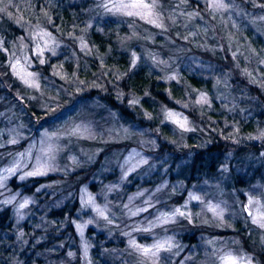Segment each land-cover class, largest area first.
<instances>
[{"label":"trees","instance_id":"16d2710c","mask_svg":"<svg viewBox=\"0 0 264 264\" xmlns=\"http://www.w3.org/2000/svg\"><path fill=\"white\" fill-rule=\"evenodd\" d=\"M32 1L35 3L36 16L43 19L52 31L61 52L51 60L46 54L43 63L32 55L33 70L41 83L49 82L64 91V94L58 97L52 92V97L43 99L39 95L31 99L27 96L29 91L20 83L18 86L13 68L18 65V60L13 57V52L18 47L20 51L26 49L30 54L33 51L28 33L24 29L20 30L19 25L20 22L33 25L35 16L27 18L23 8L13 7V17H9L1 3L4 0H1L0 101L4 99L9 102L8 107L5 105V112L0 115L1 140L4 138L3 126L9 123L17 135L23 134V140L12 146L15 150H21L22 145L31 139L27 136L29 132L38 134L42 125L48 122L54 126L64 114L73 115V122L85 117L93 120L92 124L98 122L108 135L111 132L107 130L106 123L109 122L110 128L117 133L97 145L92 139L85 140L82 150L85 149L93 158L67 176H30L21 181L19 175L15 174L10 179L9 185L13 192L21 190V194L33 200L26 208L31 215L19 224L16 222V207L4 205L0 196V264H55L60 257L69 256V250L72 249L75 252L73 258L68 257V261L80 264L78 236L74 224L67 220L77 216V212L82 209L78 198V177L83 178L81 182L88 183L90 180L88 187L92 193L99 189L105 190L111 184L114 186V182L122 181L116 166L109 171L106 169L107 172L100 175L99 181H92L91 178L98 175L99 168L108 157H113L112 164H115L123 152L130 148H140L150 155V160L148 165L133 172L120 189H110L109 202L113 204L116 201L118 206L129 194L140 189L151 191L159 184L165 185L164 198H169L164 201L165 204L181 203L188 193V187L219 180L226 168L228 177L235 179L237 184L247 181L248 186H252L255 182H264V149L255 147L248 150L250 152L235 149L240 145L239 136L231 131L237 127L244 135L253 131L257 123H264V93L260 94V89L255 86L258 93L256 89L245 85L246 80L242 84L233 77H226V85L222 80L225 77L224 69H219L216 63L212 74L189 73L183 74L179 80L164 79L161 74L149 71L142 64L134 66L127 50L111 46L114 34L109 32L110 21L99 16L98 11L102 7L97 9L100 6L98 0H55L52 5L53 0ZM239 1L248 11L256 9L252 0ZM158 5L165 7L168 0H161ZM92 13L99 19H95L87 39L89 47L85 51L79 46L78 37L87 29L89 20L93 19ZM245 15L247 17L248 14ZM98 21L101 22L100 27ZM62 57H66L64 62ZM75 57L80 63L78 67L74 66ZM60 70L76 73L75 82L70 83L68 75L60 77ZM79 85L81 89H78ZM200 94L205 96L204 101L198 99ZM81 103H84L83 106ZM77 105L82 107L79 112L75 110ZM23 106L26 107L25 113H17ZM167 109L183 111L189 118V129L181 130L171 125L166 118ZM103 114L108 117L107 122L98 119ZM141 130L147 133V140L143 138ZM121 131L126 132L125 136L120 134ZM60 136V141L67 144V151L81 150L74 147L80 135L65 130ZM145 141L151 145L149 148L142 146ZM0 151L1 165L8 154L6 147L0 148ZM97 151L100 152L98 158ZM10 153L14 154V151ZM62 154L64 152H61L60 160L64 156ZM255 161L258 162V168L251 173ZM237 167H243L244 176H240ZM176 182L183 183L185 188L180 196L174 198L177 195L170 192L169 187ZM63 195L67 196L63 199ZM32 216L42 224L35 219L32 221ZM44 222L50 227L43 226ZM236 228L245 238L249 236L247 233L251 236L255 233L249 226L237 225ZM194 234L190 235V244L194 242ZM251 236L249 239L253 238ZM110 245L107 243L104 247Z\"/></svg>","mask_w":264,"mask_h":264},{"label":"rangeland","instance_id":"374dc122","mask_svg":"<svg viewBox=\"0 0 264 264\" xmlns=\"http://www.w3.org/2000/svg\"><path fill=\"white\" fill-rule=\"evenodd\" d=\"M56 1L53 0L51 5ZM160 1L157 0L155 9L158 16L152 17L157 21L154 24L139 16L116 12L112 5L120 3L121 0H98L100 6L97 9L102 7L98 11L99 16L110 21L109 32L114 34V43L111 46L127 50L134 66L142 64L149 71L161 74L164 79L179 80L183 74L189 73L212 74L214 66L218 64L219 69H224L225 77L223 76L222 80L226 85L227 78L233 77L242 84L246 80L245 85L257 91L260 89V94L264 93V0H252L256 9L252 8L250 11L246 10V6L239 0H225L229 7L220 10L212 7L213 0H168V5L158 7ZM1 3L9 17H13V7L23 8L27 18L30 15L35 16L33 25L25 22H20L19 25L20 30L24 29L29 34L27 36L30 37L33 51L30 54L26 49H14L13 57H17L19 61L15 73L19 71L29 81L25 83L16 74L18 86L22 84L29 91L27 96L31 99L39 95H42L43 99L52 97V92L58 97L62 96L64 91L49 82L41 83L33 70L32 55L42 61L46 54L49 60L61 54L60 45L54 39L52 31L44 24L43 19L36 16L35 3L32 0H4ZM245 14H248L247 17ZM92 16L87 29L78 37L79 46L85 51L89 47L87 39L95 19H99V16H94L93 13ZM98 22L100 27L101 22ZM22 43L23 41L20 45ZM65 59L66 57H62L63 62ZM73 62L74 66H80L76 57ZM27 73H33L34 76L29 77ZM74 74L63 70L59 75L62 78L68 75V78H71L70 83H73L76 79ZM33 83L37 86H30ZM77 87L81 89V85ZM5 88L7 89L6 86ZM202 98L205 99V96L200 94L198 99ZM8 103L4 99L0 101V115L5 112V105L8 107ZM81 108L77 105L75 110L79 112ZM25 110L26 107L23 106L17 113L24 114ZM169 113L174 115L169 116ZM72 116L64 114L54 126L52 122L43 124L36 135L29 132L27 136L31 139L22 145L21 150H15L12 146L23 140V134L17 135L9 123L3 126L4 138H0V148L6 147L8 156L0 165V196L4 205L11 204L16 207L17 223L22 224L28 220L31 214L26 208L31 205L33 199L21 194V190H11L9 181L15 174L19 175L21 181L30 177L26 175L28 172L37 170L44 174L32 177L49 174L67 176L81 167L82 163L93 158L85 149L82 150L85 140L92 139L97 145L104 143L109 136L113 138L117 133L110 128L108 117L104 114L98 119L107 122V130L111 132L109 135L98 122L92 124L93 120L86 117L73 122ZM166 118L178 129H189V118L181 110L167 109ZM181 123H184L185 127L181 128ZM65 130H70L76 136L80 135L81 141L78 143L79 140H75L74 147L82 151L66 150L67 144L63 140L60 141V134ZM141 131L143 138L147 140V133ZM231 131L239 136L240 145L235 149L245 152L255 147L264 149V123H257L253 131L244 135L237 127H233ZM120 134L125 136L126 132L121 131ZM142 146L149 148L151 145L145 141ZM11 151H14V154H11ZM61 152H64V156L60 160ZM99 153L97 151L96 158ZM112 159L113 157H108L106 163L99 168L98 175L91 180L99 181L100 175L105 174L106 169L109 171L116 166L122 181L114 182V186L111 184L105 190L99 189L92 193L88 187L90 180L88 183L81 182L83 178L78 177V198L82 209L77 212V216L67 220L74 224L78 236L80 264H224L222 258L229 254L237 258L242 257L241 264H264V228L253 222L254 219H262L264 214V182L258 180L260 182H255L252 186H248L247 181L237 184L235 179L228 177L226 168L221 179L188 187V193L181 203L165 204L164 201L169 198H164L165 185L159 184L151 191L140 189L129 194L118 206L116 201L113 204L109 202L110 189H120L121 184L133 172L149 164L150 155L140 148H130L123 152L115 164H112ZM237 168L240 176H244L243 167ZM255 168H258L257 161L254 162L251 173H254ZM8 169L15 171L9 172ZM169 188L170 192L176 193L174 198H177L185 186L176 182ZM180 212L184 215H180ZM34 219L32 216L31 220ZM35 220L42 224L38 219ZM45 222L43 226L50 227ZM237 225L249 226L255 233L253 236L247 233V236L253 238H245L236 228ZM193 233L195 239L190 244V235ZM98 236L101 238L97 239ZM133 242L135 245L151 248L153 252L154 245L164 244V248L155 256L151 252L145 255L133 246ZM107 243L111 245L105 248ZM74 252L75 249L69 250V256L60 257L59 262L55 264H73L68 261V257L73 258Z\"/></svg>","mask_w":264,"mask_h":264},{"label":"snow or ice","instance_id":"6c2138e0","mask_svg":"<svg viewBox=\"0 0 264 264\" xmlns=\"http://www.w3.org/2000/svg\"><path fill=\"white\" fill-rule=\"evenodd\" d=\"M157 7V0H121L120 3L118 4H113L112 8L116 12H122L124 15L128 16H139L141 19H146L149 23H154L156 24L157 21L156 19H153L152 17L158 16L156 13L155 9ZM212 7L220 10V9H227L229 5L225 3V0H213ZM2 10V9H0ZM157 26H162L157 24ZM43 63V61H41ZM17 64H19V61H17ZM14 71L16 70V65L13 66ZM16 74L20 76L22 80H24L25 83H29L28 79L25 78V76L21 75L19 71H16ZM27 76L31 77L34 76L33 73H27ZM30 86H37L34 83L31 84ZM204 98H202L203 100ZM174 115L173 113H169V116ZM180 127L183 128L185 127L184 123L180 124ZM15 143V141H12ZM9 172L15 171V169H8ZM44 174L40 170L34 171V172H28L26 175L28 176H33V175H41ZM194 199H199L198 197H194ZM24 205H21L23 207ZM179 212V209L176 210ZM136 213H133L135 215ZM180 215H184V213L180 212ZM262 219H264V214H262ZM262 219H254V223H257L261 228H264V222H262ZM133 246L136 247L138 250H140L142 253L147 255L148 253H152L153 256L156 255L162 248H164V244H157L154 245L153 248H155V252L152 251L151 248H146V247H141L138 245H135L133 242ZM222 260L224 261V264H241V261L243 258H237L235 256H232L229 254L226 257H223Z\"/></svg>","mask_w":264,"mask_h":264}]
</instances>
